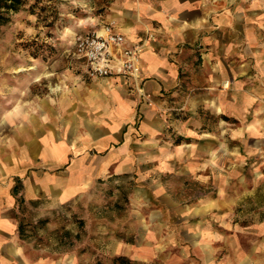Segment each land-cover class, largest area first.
<instances>
[{
  "label": "rangeland",
  "instance_id": "1",
  "mask_svg": "<svg viewBox=\"0 0 264 264\" xmlns=\"http://www.w3.org/2000/svg\"><path fill=\"white\" fill-rule=\"evenodd\" d=\"M112 1L25 0L7 14L0 26L1 147L43 112L64 111L75 91L101 79L85 74L72 45L76 35L111 24L103 21ZM231 32L226 30L227 38ZM232 80L210 85V109L199 102L203 95H192L197 106L187 116L194 118L196 140L177 144L179 135L171 128L155 140L140 133L134 137L143 136L140 142L133 139L132 157L114 158L104 171L87 175L82 192L68 202H16L20 252L3 251L0 264H118L113 262L117 256L131 264H264V207H254L249 197L264 187V146L258 154L253 151L257 129L264 140V109L257 104L237 108ZM132 89L152 105L142 88ZM222 94L225 119H217L212 108ZM142 117L138 111L135 128ZM219 135L227 149L201 155L217 146ZM13 181L3 177L2 183L10 187ZM219 195L235 196L233 205L193 214L208 197Z\"/></svg>",
  "mask_w": 264,
  "mask_h": 264
},
{
  "label": "crops",
  "instance_id": "2",
  "mask_svg": "<svg viewBox=\"0 0 264 264\" xmlns=\"http://www.w3.org/2000/svg\"><path fill=\"white\" fill-rule=\"evenodd\" d=\"M103 22L111 23L127 45L143 42L138 80L121 76L92 80L63 104L64 111L43 112L32 127L0 145V254L20 252L14 185L3 184V177L20 180L19 194L25 201L64 204L82 192L87 175L98 168L104 171L114 158L132 157L133 139L155 140L171 128L179 135L177 144L196 140L194 118L187 116L197 106L192 95H203L199 102L210 109L211 84L232 77L237 108L257 104L264 109V0H113L106 5ZM226 30H232L229 38ZM135 85L152 98L151 106L136 95ZM223 100L222 94L212 108L217 119H225ZM138 111L143 117L135 128ZM205 124L202 119L201 125ZM258 131L255 154L264 146ZM140 133L142 137L134 138ZM223 138L217 136V146L207 147L201 155L210 157L227 149ZM45 166L62 170L44 171ZM27 172L34 177H27ZM249 197L254 207H264L263 186ZM234 198L208 197L193 214L231 206Z\"/></svg>",
  "mask_w": 264,
  "mask_h": 264
},
{
  "label": "built area",
  "instance_id": "3",
  "mask_svg": "<svg viewBox=\"0 0 264 264\" xmlns=\"http://www.w3.org/2000/svg\"><path fill=\"white\" fill-rule=\"evenodd\" d=\"M72 48L89 78L121 76L135 83L138 80L143 42L127 45L124 36L115 31L112 24L76 35ZM135 88L142 91L136 85Z\"/></svg>",
  "mask_w": 264,
  "mask_h": 264
},
{
  "label": "trees",
  "instance_id": "4",
  "mask_svg": "<svg viewBox=\"0 0 264 264\" xmlns=\"http://www.w3.org/2000/svg\"><path fill=\"white\" fill-rule=\"evenodd\" d=\"M23 2H25V0H0V26L8 21L9 18L7 17V14L9 12H17L22 6ZM20 190V180L16 179L11 193L15 197V203L17 202L18 204H22L24 202V198L19 194ZM18 230L20 232V226ZM113 262H117L118 264H131V262L123 256L114 257Z\"/></svg>",
  "mask_w": 264,
  "mask_h": 264
}]
</instances>
